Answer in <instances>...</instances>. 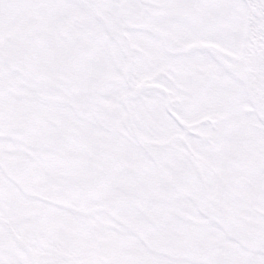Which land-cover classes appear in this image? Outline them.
Returning <instances> with one entry per match:
<instances>
[{"label":"snow or ice","instance_id":"snow-or-ice-1","mask_svg":"<svg viewBox=\"0 0 264 264\" xmlns=\"http://www.w3.org/2000/svg\"><path fill=\"white\" fill-rule=\"evenodd\" d=\"M0 264H264V0H0Z\"/></svg>","mask_w":264,"mask_h":264}]
</instances>
